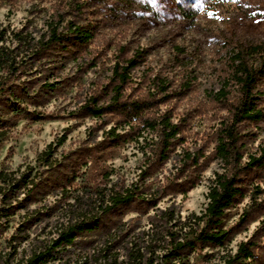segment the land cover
I'll use <instances>...</instances> for the list:
<instances>
[{"label":"rangeland","instance_id":"obj_1","mask_svg":"<svg viewBox=\"0 0 264 264\" xmlns=\"http://www.w3.org/2000/svg\"><path fill=\"white\" fill-rule=\"evenodd\" d=\"M51 24L60 34L82 27L90 37L85 43L73 37L35 56L15 37L36 44ZM0 38L19 54L18 71L0 74V173L9 178L0 177V264H23L48 250L45 264H133L139 250L148 258L157 248V234L205 210L215 172L223 169L212 155L216 132L239 91L231 85L224 104L212 94L230 78L232 54L264 48V0H0ZM131 58L138 65L124 99H146L144 116L169 111L181 125L182 139L168 159L158 158V133L143 130L141 119L132 124L143 135L114 140L109 130H129L122 128L123 117H94L83 109L92 98L100 106L111 101L113 68ZM261 90L264 108V79ZM239 131L246 162L264 145V120L245 121ZM50 145L56 151L47 164L40 156ZM184 149H202L210 158L183 172ZM136 182L141 195L109 209L110 195ZM241 187L225 219L232 229L226 248L235 252L254 238L257 259L250 264H264V167L244 171ZM81 220L91 228L53 247ZM209 252L212 257L197 258ZM226 252L198 250L189 264H222Z\"/></svg>","mask_w":264,"mask_h":264},{"label":"trees","instance_id":"obj_2","mask_svg":"<svg viewBox=\"0 0 264 264\" xmlns=\"http://www.w3.org/2000/svg\"><path fill=\"white\" fill-rule=\"evenodd\" d=\"M70 28L71 31L67 34H60L58 33V26L51 24L48 33L42 36L36 44L25 41L26 38L20 33H16L15 37L20 43H27L26 48L33 51L32 55L35 56L56 47L57 44L63 46L65 41H69L73 37L80 43H85L90 37L89 31L82 27ZM1 41L2 38H0V74L10 70L17 72L19 54L15 50H10L3 43L1 44ZM232 56L230 78L224 82V86L220 90L212 94L215 101L224 104L229 101L231 85H236L239 91L238 100L230 105L229 117L221 120L220 127L216 132V146L212 155L213 159L222 162L223 169L216 171L212 179L208 193V205L200 214L193 213L183 222L173 224L174 227L167 229L162 237L157 234L155 238V241L159 243L157 248L155 250L149 249L151 254L148 258L139 250L137 257L133 259V264H189L196 251L206 248L212 250L223 248V251H227L221 256L222 264H250V261L254 262L257 259L258 244L254 238L241 242L235 252L226 248L230 241L232 229L226 227L225 219L228 211L237 202L238 197L243 195L242 173L264 167V145H260L255 152L248 154V160L243 162L245 142L239 131V127L245 121L258 122L264 120V108L259 104L263 95L261 82L264 79V48L259 45H252L240 48ZM137 65L138 62L135 58L128 59L125 64L116 63L113 68L116 84L112 90L111 101L105 106H100L99 100L92 98L83 109L87 111L88 115L94 117H102L107 113L120 114L123 117L122 128L125 129V126L128 125L129 130L117 134L116 129L112 128L108 134L114 140L127 137L131 132L137 133L134 137L143 135L142 129L138 130L132 124L133 120L141 119L144 126L143 130L149 129L158 133L160 146L156 155L160 160H165L168 159V152L173 143L182 139V128L180 123H175L172 120V114L169 111L155 117L144 116V113L150 108L146 99H124L125 86L131 80V72ZM161 86L165 87V84L163 83ZM158 89L161 92L167 91V88H160V86ZM62 144L63 142L58 145ZM55 151L56 147L50 145L47 150L42 152L40 159L49 164ZM181 157L183 172L185 171L184 168L197 170L202 166V158L205 160L210 158V156L205 155L202 149L195 151L184 149ZM0 177L3 182H9L7 174L1 172ZM192 179L190 181L191 186H195L200 176ZM139 192H141V186L136 182L125 188L122 193L116 192L110 195L109 209L130 204L141 195ZM256 192L259 194L263 190L257 186ZM256 198V195L252 197L254 201ZM249 213V211L246 212L244 220L249 216ZM169 215V219L172 221L174 216L170 212ZM90 225L91 221L81 220L68 226L60 233L53 243V247L73 243L79 233L91 228ZM50 254L51 250L35 253L23 264H45L49 260ZM212 256L213 253L209 252L199 255L197 258L203 259Z\"/></svg>","mask_w":264,"mask_h":264}]
</instances>
